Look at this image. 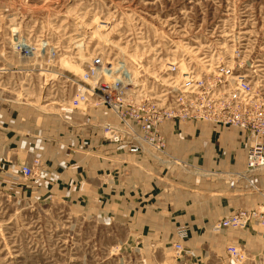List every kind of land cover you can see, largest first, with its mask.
Listing matches in <instances>:
<instances>
[{
    "label": "rangeland",
    "instance_id": "obj_1",
    "mask_svg": "<svg viewBox=\"0 0 264 264\" xmlns=\"http://www.w3.org/2000/svg\"><path fill=\"white\" fill-rule=\"evenodd\" d=\"M19 43L32 55L22 57ZM96 55L114 73L125 67L144 92L166 82L159 70L173 60L204 78L218 65L226 84L234 73L253 80L264 74V0H0V100L71 109V80ZM127 237L112 222L0 188V264H142Z\"/></svg>",
    "mask_w": 264,
    "mask_h": 264
},
{
    "label": "crops",
    "instance_id": "obj_2",
    "mask_svg": "<svg viewBox=\"0 0 264 264\" xmlns=\"http://www.w3.org/2000/svg\"><path fill=\"white\" fill-rule=\"evenodd\" d=\"M106 120L115 116L105 107L58 113L0 100V173L11 176L0 178V188L19 200L62 203L74 219L114 223L142 264H234L229 244L242 247L243 264H264V227L212 229L237 209L264 206V170L234 174L245 167L241 130L166 120L161 162L103 139ZM23 164L37 181L21 177ZM175 242L184 247L178 258Z\"/></svg>",
    "mask_w": 264,
    "mask_h": 264
},
{
    "label": "built area",
    "instance_id": "obj_3",
    "mask_svg": "<svg viewBox=\"0 0 264 264\" xmlns=\"http://www.w3.org/2000/svg\"><path fill=\"white\" fill-rule=\"evenodd\" d=\"M17 46L22 57L32 55L30 46H20V43ZM179 65L174 60L165 62L159 72L166 82L151 83L144 92L143 83L134 81L132 74L124 70L114 73L115 64L96 55L85 65L79 79L71 80L74 93L70 107L77 111L89 106L108 108L115 121L100 124L103 139L124 147L131 154H149L161 162H164L162 156L168 159L162 130L166 120H205L237 128L246 137L245 167L234 174L240 179L264 170V74L259 73L252 80L246 73H234L230 75L233 81L226 84L219 79L218 65L207 68L205 78L201 72L180 69ZM128 83L132 84L130 88L126 87ZM20 175L38 180L28 164L21 165ZM249 223L264 227V206L237 209L219 219L212 229H243ZM176 231L181 239L187 235L183 226ZM172 247L175 257L184 254L181 242L173 243ZM226 253L234 264L244 260L240 245H227Z\"/></svg>",
    "mask_w": 264,
    "mask_h": 264
},
{
    "label": "bare ground",
    "instance_id": "obj_4",
    "mask_svg": "<svg viewBox=\"0 0 264 264\" xmlns=\"http://www.w3.org/2000/svg\"><path fill=\"white\" fill-rule=\"evenodd\" d=\"M120 70L127 71V70H126V68H125V67H123V66L119 67V68H118L116 71H118V72H119Z\"/></svg>",
    "mask_w": 264,
    "mask_h": 264
}]
</instances>
